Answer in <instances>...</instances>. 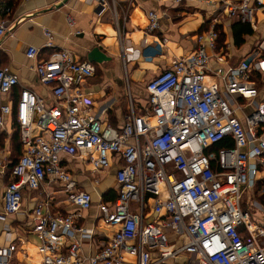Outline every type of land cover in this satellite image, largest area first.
<instances>
[{
  "label": "built area",
  "instance_id": "1",
  "mask_svg": "<svg viewBox=\"0 0 264 264\" xmlns=\"http://www.w3.org/2000/svg\"><path fill=\"white\" fill-rule=\"evenodd\" d=\"M189 1L253 30L257 12L264 10V0ZM103 2L110 12L105 20L117 28L131 91L128 66L144 55L123 40L132 12H143L149 34L160 30L163 15L141 10L136 0H126L123 14L119 0H80L81 10L95 12ZM9 13L0 0V39L8 32L4 16ZM68 24L74 26L72 18ZM216 25L214 19L195 37L191 54L175 58L145 84V99L136 101L129 93L127 114L117 128L103 118L117 100L102 96L99 116L95 101L83 89L97 75L95 64L76 60L67 50L39 61L40 50L31 46L26 55L37 61L35 72L51 99L23 89L13 101L19 79L0 57V131L7 130L10 118L13 126L15 115L23 150L5 187L0 223L8 234L10 218L22 212L25 193L43 191L32 211L42 264H264V228L242 209L244 191L255 185L256 164H264V102L257 103L253 79L255 72L264 73V58L229 64L227 54L217 50ZM44 35L45 47L53 50V34L45 30ZM4 98L8 102L1 104ZM246 106L254 108L247 113ZM226 138L233 147L214 151ZM2 155L0 148V175L6 169ZM69 160L90 164L97 172L117 163L118 197L99 207L103 220L116 230L89 256L81 252L79 240L91 239L93 232L79 223L93 199L78 189L66 166ZM58 185L75 207L73 213L54 212ZM15 249H0V264H10Z\"/></svg>",
  "mask_w": 264,
  "mask_h": 264
},
{
  "label": "crops",
  "instance_id": "2",
  "mask_svg": "<svg viewBox=\"0 0 264 264\" xmlns=\"http://www.w3.org/2000/svg\"><path fill=\"white\" fill-rule=\"evenodd\" d=\"M6 1L13 3V7L12 13L4 16L8 21V32L0 39V57L3 65L19 79L14 98H18L21 90L28 89L48 102L51 99L49 89L40 83L35 72L37 61L30 60L26 55L27 49L31 46L40 50L39 61L50 53L63 50L71 52L76 60L88 62L91 56L101 51L106 59L101 64H95L99 69L103 66H111L117 59L120 61V40L117 28L113 22L105 20L110 16L105 2L100 3L95 12L90 13L81 10L80 0ZM119 1L122 4L120 13L123 14L127 8L126 0ZM136 2L141 10L155 11L163 15L160 30L149 34L146 31L147 21L143 12L135 10L131 15V24L127 25L123 35V40L127 44L144 50L142 57L144 62L139 72L140 75L143 74L142 82L144 80L149 82L169 68L175 58L191 54L196 49L195 37L204 31L209 22H212V26L214 19L218 20V25L226 34L225 53L229 64L264 58V10L257 12L254 34L246 37L245 44L237 48L232 38L234 21L228 19L223 12H216L214 8L198 5L189 0L181 6L174 5L173 0H136ZM69 18L74 21L73 27L68 24ZM45 30L50 31L54 36L53 50L45 47L47 42ZM144 45L145 48H143ZM133 64L128 66L131 75L136 71V66L132 67ZM258 73L260 77L255 79L259 91L257 103L264 102V73ZM254 77H256L255 74ZM93 79L85 83L83 89L95 101L99 116H103L104 102H100L101 97L105 96V101L117 94L121 97L118 88L122 74L119 69L110 70L99 81L94 82ZM112 86L116 87V95H113ZM136 92H139L138 89ZM135 99L139 101L141 98L135 97ZM6 102L8 100L4 98L1 104ZM121 104H114L103 116L109 125L116 128L122 125L123 117L127 114L128 104L126 108ZM253 108V106H246L245 110L248 113ZM238 115L241 118L245 116L240 112ZM14 133L13 126H8L6 131H0V148L3 153L1 158L6 164L4 173L0 175V211L3 207L5 187L8 184V169L13 162L11 157L16 144ZM252 164L256 162L252 161ZM256 165L259 172L255 177V185L244 191L242 209L249 214L252 222L264 228V164ZM66 166L77 181L78 189L90 193L93 199L92 208L83 214V219L79 223L80 226L93 232L91 239L79 240L81 252L89 256L98 252L112 238L116 230L103 220L99 207L103 204H111L114 194H117L118 183L115 178L117 163L115 162L106 172H97L90 164L79 160H69ZM9 180H11L10 176ZM62 189L59 185L55 188L54 198L58 204L55 205L54 212L67 215L73 213L75 207L66 201L67 198ZM43 197V191L25 193L22 212L10 218L8 234L0 223V249L9 248L12 245L16 248L10 264H42V257L38 254L40 241L32 233V211L37 200ZM243 231L245 234V230Z\"/></svg>",
  "mask_w": 264,
  "mask_h": 264
},
{
  "label": "trees",
  "instance_id": "3",
  "mask_svg": "<svg viewBox=\"0 0 264 264\" xmlns=\"http://www.w3.org/2000/svg\"><path fill=\"white\" fill-rule=\"evenodd\" d=\"M18 1V0H15ZM4 3L6 4L7 8L10 10V13H12V7H13V3L7 2L6 0H4ZM212 22H209L205 27L204 31L206 32L210 26H211ZM215 30L218 32V41H217V50L218 52H226L227 50V45H226V34L223 31V28L219 25L215 26ZM203 31V32H204ZM201 32V33H203ZM200 33V34H201ZM254 34V30L252 29V27L250 25H246V24H242L241 22L238 21H234V24L232 25V38L234 41V45L237 48L242 47L245 44V39L248 36H252ZM52 53H50L47 57H45L44 59H40V60H45L48 59L49 56ZM97 72L99 70V68L96 66ZM256 77L253 76V79L255 81V79L257 80L260 76V74L257 72L254 73ZM15 92V90H14ZM14 92L12 94V100L16 101L17 99L14 98ZM20 93V92H19ZM13 129L15 130L14 133V143H16L14 145V154L11 157V160L13 161L11 163L10 168L8 169V184L10 183L11 180H9V176L11 177L12 171L14 169V166L16 165V163L20 160L23 150H22V145L20 143V138H19V128H18V124H17V119L14 115L13 117ZM233 147V142L230 138H226L224 141L220 142L218 145H216L214 147V151L220 150L222 148H231ZM118 194H114V199L112 200V203L115 202V200L117 199ZM240 232L244 235V231L241 228Z\"/></svg>",
  "mask_w": 264,
  "mask_h": 264
},
{
  "label": "rangeland",
  "instance_id": "4",
  "mask_svg": "<svg viewBox=\"0 0 264 264\" xmlns=\"http://www.w3.org/2000/svg\"><path fill=\"white\" fill-rule=\"evenodd\" d=\"M143 62H144V59L142 58L140 62L134 63L132 65V67L133 66L134 67L136 66L135 67L136 68V71L133 72L132 75L129 73V75H130V81H131V85H130L131 91L128 90L129 89V86H127L128 84L126 82V78H125V75L123 73V66H122L121 60L119 61L118 59H117V61H114L111 66H108V67H104V66L103 67H100V69L97 72L96 77L94 78L95 80L93 79V81L94 82L99 81V79H102L104 77V75H106V73H108V71H110V70H113L114 71L116 69H119L121 71V74H122L121 84H120V86L118 88V90L120 91L121 97L120 96H117L118 94H117L116 87L115 86H112L111 88H112L113 93H114L113 95H116V94L117 95L114 96L111 99H116L117 100V102H116L117 104H121L122 103L123 105L122 104L121 105L122 106H125V108H126L127 107V104H128V101H129V93L130 92H131V94H132L133 97H140L142 99H145V96H144L142 90L145 87V84H147V81L148 80L147 81L144 80V82H142L143 74H141V75L139 74L140 69L142 68L141 67V64H143ZM137 65H139V66L137 67ZM137 89L139 91L138 93L136 92ZM100 102L103 103L104 100L101 99ZM136 105H138V103H136Z\"/></svg>",
  "mask_w": 264,
  "mask_h": 264
},
{
  "label": "water",
  "instance_id": "5",
  "mask_svg": "<svg viewBox=\"0 0 264 264\" xmlns=\"http://www.w3.org/2000/svg\"><path fill=\"white\" fill-rule=\"evenodd\" d=\"M105 57L106 56L101 51H97L94 56H91V58L89 59V62L92 64H101L102 62L105 61L104 60L106 59ZM9 121H10L9 126H11V118Z\"/></svg>",
  "mask_w": 264,
  "mask_h": 264
}]
</instances>
